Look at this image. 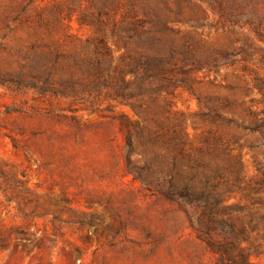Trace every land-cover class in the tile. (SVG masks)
<instances>
[{
	"label": "rangeland",
	"instance_id": "374dc122",
	"mask_svg": "<svg viewBox=\"0 0 264 264\" xmlns=\"http://www.w3.org/2000/svg\"><path fill=\"white\" fill-rule=\"evenodd\" d=\"M91 2L0 0L1 72L40 48L36 14L69 49L96 34L88 21L97 7L118 17L131 2L157 22L130 48L172 62L174 86L145 97L139 112L102 94L64 97L5 78L0 264H264V0ZM127 137L133 157L151 146L176 153L182 142L186 173L200 172L199 150L219 164L212 238L231 225L230 258L220 261L178 202L126 171Z\"/></svg>",
	"mask_w": 264,
	"mask_h": 264
},
{
	"label": "trees",
	"instance_id": "16d2710c",
	"mask_svg": "<svg viewBox=\"0 0 264 264\" xmlns=\"http://www.w3.org/2000/svg\"><path fill=\"white\" fill-rule=\"evenodd\" d=\"M100 1L103 6L108 5V0ZM90 5L95 7L93 0ZM126 8L118 17H114L103 7H97L96 15L92 13L88 21L95 27L96 34L69 49L62 47L63 41L54 38L47 16L36 14L34 22L38 28L42 26L45 33L43 37L37 35L40 48L32 53L30 59L19 62L13 72L0 70V84L9 76L39 92L47 91L64 97L83 93L102 94L110 101L128 104L139 112L146 111L148 104L145 97L150 98L161 91L166 94L171 92L169 87L174 86L170 76L173 63L166 58L130 48L131 41L149 34L152 31L149 25L157 20L145 12L140 16L131 2ZM108 20L112 23L109 35L103 30ZM253 29L258 31L257 27ZM132 144L130 137H127L126 171L142 187L178 202L186 211L193 228L203 234L206 244L219 252L220 261L230 258V249L237 247L231 225L220 236V241L212 238L214 224H217L214 207L220 201L218 186L214 183L219 178V164L204 161L205 156L199 150L200 155L194 160L200 172L192 169L186 173L178 162L180 157L187 154L182 142L175 145L176 153H170L165 147L160 150L151 146L143 149L140 157L132 156ZM195 209L199 210L200 215L196 219L193 217ZM204 217L207 219L204 220ZM220 220L226 224L224 219ZM239 256L245 260L246 255L241 249Z\"/></svg>",
	"mask_w": 264,
	"mask_h": 264
}]
</instances>
